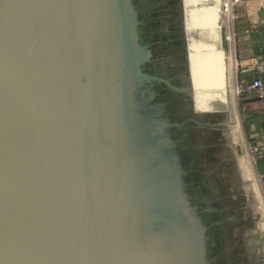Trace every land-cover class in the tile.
<instances>
[{
    "label": "water",
    "instance_id": "1",
    "mask_svg": "<svg viewBox=\"0 0 264 264\" xmlns=\"http://www.w3.org/2000/svg\"><path fill=\"white\" fill-rule=\"evenodd\" d=\"M140 25L134 0H0V264H201ZM186 36L195 113L226 114L196 111Z\"/></svg>",
    "mask_w": 264,
    "mask_h": 264
},
{
    "label": "flooded vegetation",
    "instance_id": "2",
    "mask_svg": "<svg viewBox=\"0 0 264 264\" xmlns=\"http://www.w3.org/2000/svg\"><path fill=\"white\" fill-rule=\"evenodd\" d=\"M184 1L134 0L141 41L151 53L145 65L154 78L149 85L150 105L166 125L158 135L167 143L163 155L167 171L206 230L202 232L201 264H264V229L240 191L243 171L246 179L249 175L242 162L241 167L224 149H216L219 157L211 153L219 145L213 132L217 122L194 111L186 28L196 27L194 20L190 26L191 14L185 16ZM197 44L189 58L194 90L225 93V69L213 61L204 44ZM194 105L198 113L229 115L218 99L194 95Z\"/></svg>",
    "mask_w": 264,
    "mask_h": 264
},
{
    "label": "crops",
    "instance_id": "3",
    "mask_svg": "<svg viewBox=\"0 0 264 264\" xmlns=\"http://www.w3.org/2000/svg\"><path fill=\"white\" fill-rule=\"evenodd\" d=\"M211 1L219 2L220 0ZM261 11H264V0H246L236 10L235 58H237V81L241 84L256 78L264 81V19L261 17ZM230 12L232 15V8ZM228 39L232 37H227ZM228 56L235 61L234 53ZM230 95H233L232 88ZM240 102L245 112L244 119L250 148L255 145L264 149V103L260 104L254 96L249 94L242 95Z\"/></svg>",
    "mask_w": 264,
    "mask_h": 264
},
{
    "label": "rangeland",
    "instance_id": "4",
    "mask_svg": "<svg viewBox=\"0 0 264 264\" xmlns=\"http://www.w3.org/2000/svg\"><path fill=\"white\" fill-rule=\"evenodd\" d=\"M200 1H205V0H200ZM226 3V10L229 8L231 11L232 8V4L230 3V0H225ZM186 2H189V0H186ZM230 6V7H229ZM238 6H235L234 8H232V15L231 18L229 15H223L222 17V24H221V28L222 30L224 29L226 31V37H230L232 36V41L231 39L227 40V47H226V52L227 54L230 53H234V59L235 61H230L228 60L227 56H225V54H223L224 50H221L218 53V57L213 58V61H216L218 63L219 66H222L221 68L225 69V77L227 80V83L229 84L230 82V90L232 88L233 91V87L234 84H237V70H236V39H235V27H236V22H237V18H236V10H237ZM228 9V10H229ZM190 19V26L193 24V20L192 19V15L189 16ZM186 22V19H185ZM193 30V29H192ZM210 41L207 40H200L199 44L203 45L206 43H209ZM233 51V52H232ZM235 77V78H234ZM234 97V98H233ZM232 97V102L228 101V104H225L229 114L232 117L235 115H238L239 119H240V135L236 136V140L233 136V125L234 124H225L230 120V117L228 114H223V115H211L208 116V120L210 119V122L212 121H216L217 125L214 126V128L216 130H214L213 132L216 133V139H218V143L219 145L215 147H212V149L210 150L211 153L215 154L216 156L219 157L220 153L218 152V150L216 149H224V152L229 153L231 157H233L234 159H236V161L239 164V161H241L242 159L245 161L249 171L251 172V175L254 179V175L253 172L251 170L250 164H249V158H250V154H249V150H250V145L248 143V139H247V128H246V123H245V119H244V111L242 109L241 106V102H240V97L236 94L235 96ZM236 110V111H235ZM235 119V118H234ZM237 141V142H236ZM221 148V149H220ZM210 153V152H209ZM243 153V154H242ZM242 170V169H241ZM243 171V170H242ZM241 171V172H242ZM242 184L240 185V191L241 193L244 195V197L247 199L248 197L251 198V194H252V190H251V184H247V179H246V174L245 171H243L242 173ZM254 191L256 192V200L255 203L259 205L260 207V212L262 214V221L259 224V227H261L260 229H264V213L262 210V206L260 203V198H259V194L257 192L256 189V185L254 182Z\"/></svg>",
    "mask_w": 264,
    "mask_h": 264
},
{
    "label": "bare ground",
    "instance_id": "5",
    "mask_svg": "<svg viewBox=\"0 0 264 264\" xmlns=\"http://www.w3.org/2000/svg\"><path fill=\"white\" fill-rule=\"evenodd\" d=\"M226 3L227 2L225 0H220L219 2H213L211 0H205V1L189 0V2L184 1L185 16L186 14L188 16L191 14L192 19H194V26L196 27V30L189 31L190 39H191L189 58H190V55L192 54V50H193L192 48L197 43L199 44L200 42L199 41V35H200L201 40L210 41L209 43L204 44V47L207 50L211 51L210 57L212 59L214 58V56L218 57V53L221 50H224L223 54L227 56L228 60L232 61V58L231 57L229 58L226 52V49H224L223 41H222L223 40L222 28H221L222 17L225 14V15H229L231 18L230 9L228 8L229 10L226 11ZM231 37L232 36H230V38ZM235 63L237 64V58H236ZM190 67H191V64H190ZM236 90H237L236 84H234L233 95L231 96L230 95L231 93L230 82H229V84L226 83L225 93H221V92L197 93L194 90V95H196L197 97H202V98L218 99V100L223 101L224 104H228V101H231L232 97L236 95L237 93ZM229 117H230V121L234 124L233 132L235 133L236 136H239L240 135V119L238 115H235V117L234 116L232 117V114L231 116L229 114ZM242 164L246 170V166H245L246 164L243 161H242ZM247 174L249 175V178H250L251 177L250 174L248 172Z\"/></svg>",
    "mask_w": 264,
    "mask_h": 264
},
{
    "label": "built area",
    "instance_id": "6",
    "mask_svg": "<svg viewBox=\"0 0 264 264\" xmlns=\"http://www.w3.org/2000/svg\"><path fill=\"white\" fill-rule=\"evenodd\" d=\"M246 0H230L232 8L235 6H241ZM237 95L241 97L244 94H249L255 97V99L261 104L264 103V81L260 78H256L245 84H236ZM252 153H257L258 157H264V149L253 146L249 150L250 158L249 164L254 175V182L256 185L257 192L259 194L260 203L264 213V176L256 175L255 160L251 157Z\"/></svg>",
    "mask_w": 264,
    "mask_h": 264
}]
</instances>
